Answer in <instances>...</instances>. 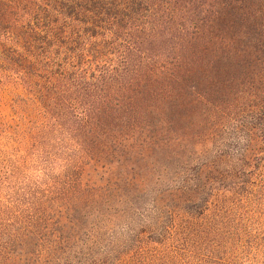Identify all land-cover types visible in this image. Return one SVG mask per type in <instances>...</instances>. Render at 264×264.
Here are the masks:
<instances>
[{"label": "trees", "instance_id": "16d2710c", "mask_svg": "<svg viewBox=\"0 0 264 264\" xmlns=\"http://www.w3.org/2000/svg\"><path fill=\"white\" fill-rule=\"evenodd\" d=\"M1 93L75 185L44 232L0 223V264H119L98 242L123 221L145 263L171 259L264 179V0H0Z\"/></svg>", "mask_w": 264, "mask_h": 264}, {"label": "rangeland", "instance_id": "374dc122", "mask_svg": "<svg viewBox=\"0 0 264 264\" xmlns=\"http://www.w3.org/2000/svg\"><path fill=\"white\" fill-rule=\"evenodd\" d=\"M12 119L14 115L10 99L5 93H1L0 223H13L10 233L15 234L18 229L24 232L29 220L26 216L35 214L34 218H41L36 225L38 223L39 230L44 232L46 227L51 228L53 223L56 225L63 220L65 214H62L61 208L66 197L59 193H63L64 187L75 185V180L70 177L72 171H65L63 161H50L46 164L38 149L25 150L9 128ZM86 169L84 172L79 170L76 177L78 181L81 178L84 181L96 178L101 181L100 177L106 174L104 168L97 169L96 176L92 172L93 168ZM259 185L254 195L238 208L222 213L218 221L212 224L193 229L178 248V254L171 259H156L145 263V245L136 240L139 229L145 230V227L138 223L139 226L129 225L126 221L120 222L98 245L102 247L114 238L118 246V258L125 259L119 264H264V179ZM52 189L55 194L51 193ZM68 195L71 198L74 193ZM20 213L24 215L21 218ZM26 231L27 229L25 233ZM142 233L145 237V231L140 234ZM35 251L36 247H33L29 253L32 254L30 258L33 259L36 254L39 255V261L50 259L49 256L45 257L44 247H38L37 253ZM33 263L37 264V261L33 260Z\"/></svg>", "mask_w": 264, "mask_h": 264}]
</instances>
